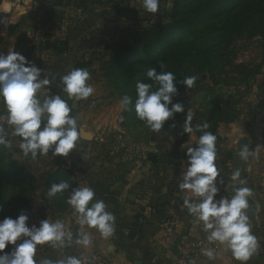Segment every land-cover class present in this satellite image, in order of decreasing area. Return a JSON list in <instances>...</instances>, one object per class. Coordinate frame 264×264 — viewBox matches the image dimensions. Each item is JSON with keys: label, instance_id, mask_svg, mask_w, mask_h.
<instances>
[{"label": "rangeland", "instance_id": "obj_1", "mask_svg": "<svg viewBox=\"0 0 264 264\" xmlns=\"http://www.w3.org/2000/svg\"><path fill=\"white\" fill-rule=\"evenodd\" d=\"M2 0H0L1 2ZM16 8L24 5L26 0H12ZM188 0H184L187 2ZM54 4H46L40 17L49 22H58L54 27L42 26L40 34L49 35L53 31L60 34L58 49L60 57L48 58L45 69L50 84L48 95L63 93L61 77L71 70L82 68L90 73L88 83L94 93L87 100L79 101L71 115L77 118L81 138L77 142L75 159H81L91 165L95 171L107 172V150H124L127 159L133 157L137 149L157 148L159 153H184L185 147H195L190 135L199 139L202 132L197 126L209 124L207 131L215 134L223 122L248 119L254 111L259 110V102L264 101V22L261 28L257 25L246 27L237 33H229L224 40L214 36L199 42H183L176 53L161 63L165 71L175 74L177 80L187 76H195V86L186 89L178 85L179 96L173 102H182L185 111L177 113L174 120L165 123L160 132H153L144 121L137 118L135 112L136 84L152 83L146 78L148 64L140 65L136 61L129 62L127 56L118 58L119 48L128 30H142L157 24H186L201 13L203 1H194V11H183L178 0H161V7L156 15L147 13L143 0H53ZM183 4V3H182ZM50 8V9H49ZM21 9H23L21 7ZM24 10V9H23ZM26 11V10H25ZM38 12L30 9L21 17H33ZM12 15H5L9 18ZM195 16V17H196ZM202 24L197 25L198 27ZM39 29L32 26V34ZM208 31V30H207ZM206 31V32H207ZM204 32V33H206ZM49 33V34H48ZM52 35V34H51ZM71 41V43L69 42ZM205 49L203 55L200 48ZM52 55V54H51ZM147 62V61H145ZM160 63V64H161ZM121 68L124 72L116 73ZM160 70V65L156 67ZM155 90V87L153 88ZM132 97L130 111L120 107L123 95ZM70 104L73 101H69ZM187 113L192 115L193 132L183 133V123ZM123 116V121L121 120ZM175 123L176 127H171ZM183 133V134H182ZM183 143H187L183 147ZM65 158V157H63ZM28 187L24 188V191ZM31 195L24 192L13 197L12 202L21 206L20 213H32ZM11 203V202H10ZM1 205V204H0ZM39 205V204H38ZM40 206V205H39ZM27 207L28 210L23 208ZM29 207V208H28ZM0 211V215H1ZM5 217L0 216V220ZM33 219L37 221V216ZM33 219H29L32 224ZM32 220V221H31ZM49 247L42 251L43 247ZM9 245L5 252H10ZM59 246L50 243L37 246L35 259L37 262L46 257L59 261Z\"/></svg>", "mask_w": 264, "mask_h": 264}, {"label": "crops", "instance_id": "obj_2", "mask_svg": "<svg viewBox=\"0 0 264 264\" xmlns=\"http://www.w3.org/2000/svg\"><path fill=\"white\" fill-rule=\"evenodd\" d=\"M52 1L47 0V4L53 5ZM47 4L46 0H26L21 6L23 10L21 7L16 8L12 0L0 2V54H7L10 48L14 49L41 69H45L49 57H60L62 51L58 49V44L62 40L61 35L55 34V31L52 35L40 34L42 26L54 27L59 24L40 17V12ZM32 8L38 12L37 15L21 17L23 12ZM11 11L12 15L4 19ZM32 26L39 27L38 30L35 28L34 34L31 32ZM45 70L47 76V72L53 69ZM259 104V110L254 111L248 119L223 122L215 131L218 137L215 164L220 174L217 199L221 196L230 199L234 187H248L253 193L249 197L250 208L246 211L259 249L247 264H264V101ZM6 112V105L0 98V114ZM190 137L194 142L199 140L194 134ZM242 146H248L255 155L243 161L239 156ZM75 151L77 149L65 158L53 157L50 151L48 155H38L32 159L31 155L26 157L19 148L0 145V207L3 209L0 216L16 218L20 215L22 204L14 207L11 199L28 191L31 195L28 206H32L33 211L27 215L31 219L36 216L40 218L38 221L31 220L32 224L39 226V222L44 219L50 222L61 220L66 230L73 233L72 247H59V260L76 256L82 264H170L176 256V241L181 235L201 234L204 231L203 226L184 207L185 196L193 200L197 198L179 188L183 182V169L186 170L188 166L186 151L161 154L154 147L138 148L134 159H127L129 151L110 149L107 150V172L104 174L82 163L81 159H75ZM166 153L170 155L169 162L163 161ZM67 160L72 161L69 167L63 165ZM58 163L74 174L77 188L91 187L97 194L96 199L105 201L107 210L116 218L115 231L111 237L105 239L97 229L78 225L79 214L67 204L68 197L64 194L55 197L47 195L49 188L46 177L58 169ZM235 170H240V180L245 181L243 185L239 180H231ZM219 181H223V184L219 185ZM25 187L28 189L24 191ZM58 201L64 202L62 206H57ZM23 209L28 210L27 207ZM175 212L180 213L181 222L171 233L164 223ZM30 223L29 226L32 225ZM78 231L90 234L92 243L89 246L75 244ZM46 249L49 247L44 246L42 251ZM210 249L216 252L215 259L209 260L200 253L191 261H195V264H241L223 245Z\"/></svg>", "mask_w": 264, "mask_h": 264}, {"label": "clouds", "instance_id": "obj_3", "mask_svg": "<svg viewBox=\"0 0 264 264\" xmlns=\"http://www.w3.org/2000/svg\"><path fill=\"white\" fill-rule=\"evenodd\" d=\"M143 9L147 13L156 15L161 7V0H143ZM165 65L160 64V70L150 67L146 76L152 83L138 82L136 84L137 99L135 112L137 118L146 123L153 132H160L165 123L174 120L177 113L185 111L182 102H173L179 96L178 85L183 84L186 89L195 86L196 77L187 76L177 80L171 71H165ZM90 73L82 68L71 70L61 77L63 93L61 95H48L50 80L46 70L37 67L28 61L24 55L9 49L7 54H0V98L6 105L8 124L14 126L13 135L22 138L19 147L27 157L35 159L38 155L68 157L77 149V142L81 138L77 118L71 113L76 104L87 100L94 93V88L88 83ZM155 87V90L153 88ZM42 98V99H41ZM69 101H73L72 104ZM132 97L125 94L120 100V107L130 111ZM123 121V116H121ZM192 115L187 113L182 129L183 133L193 132L191 125ZM43 125V126H42ZM175 128L176 124H171ZM202 132L195 147L187 149V168L183 169V182L179 184L181 190H187L196 200L189 196L183 198L184 207L188 209L198 222L203 223L209 243L218 242L241 264L247 262L258 252L257 237L252 234L247 211L250 208L249 197L252 190L248 187H234L231 198L221 196L218 186L219 172L215 161L217 159V135L207 131L209 124L197 126ZM182 133V134H183ZM0 145L11 147L7 133L0 127ZM254 151L248 146H242L239 156L243 161L254 156ZM240 170L231 174V180L243 185L240 180ZM223 181H219L222 185ZM68 181L51 184L48 196L55 197L70 189ZM227 186L225 187L226 190ZM96 192L88 186L71 190L67 204L79 214L78 225H87L97 229L100 235L107 239L115 231L116 218L107 210L104 200L96 199ZM0 207V211H2ZM29 216L21 212L16 218L5 217L0 220V264H82L76 256H67L63 260L52 261L35 259L37 246L50 243L52 247H72L73 233L66 230L61 220L50 222L44 219L39 226H29ZM76 245L89 246L92 239L89 233L77 232ZM13 245L10 252L4 250ZM209 260L216 258L213 249H201ZM195 264V261H190Z\"/></svg>", "mask_w": 264, "mask_h": 264}, {"label": "trees", "instance_id": "obj_4", "mask_svg": "<svg viewBox=\"0 0 264 264\" xmlns=\"http://www.w3.org/2000/svg\"><path fill=\"white\" fill-rule=\"evenodd\" d=\"M194 1H203L205 4L204 8L199 11L201 13L197 16L195 14L196 17L194 16L189 23L157 24L142 30H128L117 57L127 56L131 62L130 66L136 61L142 66L146 63L149 68L157 67L162 59L165 60L172 53H176L183 42L201 44L205 38L210 36L224 40L229 33H239L242 29L254 25L261 28L264 22V0H188L187 2L178 0L177 4L181 5L180 8L183 11L193 10L197 13L193 8ZM199 24L202 25L198 27ZM198 50L203 55L206 52L202 47ZM116 73L124 74L121 68L117 69ZM57 166L56 171L47 175V186L50 188L53 183L68 181L71 187L63 193L68 197L71 190L77 188L75 176L61 163ZM63 203V201H58L57 206L60 207ZM13 205L14 207L19 206L16 203Z\"/></svg>", "mask_w": 264, "mask_h": 264}, {"label": "built area", "instance_id": "obj_5", "mask_svg": "<svg viewBox=\"0 0 264 264\" xmlns=\"http://www.w3.org/2000/svg\"><path fill=\"white\" fill-rule=\"evenodd\" d=\"M0 126L7 130V139L11 142V146L19 148L22 138L13 135L14 126L8 124V112L0 114ZM72 161L67 160L64 166H71ZM181 215L178 212L171 213L165 220L166 228L173 233L179 227ZM198 222V221H197ZM203 226L202 222H198ZM218 242L209 243L207 241V233L203 231L201 234L188 233L181 235L176 241V256L170 264H190L191 259L201 252V249L215 248Z\"/></svg>", "mask_w": 264, "mask_h": 264}, {"label": "water", "instance_id": "obj_6", "mask_svg": "<svg viewBox=\"0 0 264 264\" xmlns=\"http://www.w3.org/2000/svg\"><path fill=\"white\" fill-rule=\"evenodd\" d=\"M169 160H170V155H169V153H166V154L164 155L163 161H165V162H169Z\"/></svg>", "mask_w": 264, "mask_h": 264}, {"label": "bare ground", "instance_id": "obj_7", "mask_svg": "<svg viewBox=\"0 0 264 264\" xmlns=\"http://www.w3.org/2000/svg\"><path fill=\"white\" fill-rule=\"evenodd\" d=\"M5 8H7V4H6Z\"/></svg>", "mask_w": 264, "mask_h": 264}]
</instances>
